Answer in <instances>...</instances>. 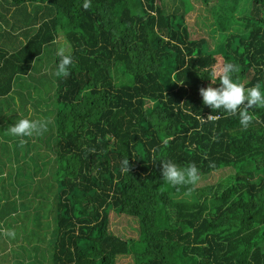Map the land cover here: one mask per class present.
Listing matches in <instances>:
<instances>
[{"label":"trees","instance_id":"1","mask_svg":"<svg viewBox=\"0 0 264 264\" xmlns=\"http://www.w3.org/2000/svg\"><path fill=\"white\" fill-rule=\"evenodd\" d=\"M200 1L209 37L186 23L191 0H0V264H264V108L244 129L199 95L225 62L264 85V0ZM22 118L46 129L10 136ZM163 162L199 182L237 172L173 187Z\"/></svg>","mask_w":264,"mask_h":264},{"label":"clouds","instance_id":"2","mask_svg":"<svg viewBox=\"0 0 264 264\" xmlns=\"http://www.w3.org/2000/svg\"><path fill=\"white\" fill-rule=\"evenodd\" d=\"M90 6L89 0H85L83 7ZM71 57L64 56L57 65V75L67 76ZM239 72V66L225 62L222 65L213 66L208 79L211 85L219 82V87L208 86L201 88L199 95L203 105L212 110H223L230 116L239 117V124L247 129L252 121L251 112L248 109L254 107L264 108V85L257 84L254 87H245L241 82L234 80V74ZM246 102V103H245ZM243 105V107H241ZM208 119V118H207ZM46 129V123L29 118L19 119L11 125L7 132L9 135L19 138L39 135ZM124 170L129 171L128 160L124 161ZM162 181L173 187L178 185H195L200 180V171L195 164H189L181 168L172 162H163L161 169ZM14 235V233H9Z\"/></svg>","mask_w":264,"mask_h":264},{"label":"rangeland","instance_id":"3","mask_svg":"<svg viewBox=\"0 0 264 264\" xmlns=\"http://www.w3.org/2000/svg\"><path fill=\"white\" fill-rule=\"evenodd\" d=\"M191 2L194 5V10H192L186 16V23L188 24L191 32L197 34V36L195 35L196 37L194 36L195 38H198L199 36L209 37V34L213 30L212 25H211L210 13L206 10V8L203 6L200 0H191ZM178 5H179V2L174 3V8H176ZM240 15H243V13ZM215 38L216 39L218 38V34L215 36ZM62 40L61 41L59 40L58 42L61 45L51 48L50 55L48 54L49 56H47L50 58V62L55 60L56 55L59 53V51L62 53L66 52L67 49L64 48L65 45L63 46V43H65V40L64 42H62ZM67 48H68L67 51H69L68 46ZM47 57L45 58V60L38 61V65L42 66V69H45L48 66L49 59H47ZM48 73L49 75L52 74L51 72H48ZM55 75H57L56 69H55ZM151 103L152 102L148 101L147 106L150 107ZM44 109L45 107H43V110ZM233 170L226 169L224 171L212 173L208 179L201 180L199 182L200 183L199 185L201 186L208 185V184L216 185L220 183L222 180L228 178L234 172H237V169H233ZM32 175L35 177H39V173L38 175H35L34 169H32ZM110 220H111L110 229L115 234L120 235L124 238H130V239L138 238L137 230H138L139 225L136 221H134L133 218H130V217L125 218V217L118 216L115 213H112L110 216ZM118 264H133V257L130 256V257L120 258Z\"/></svg>","mask_w":264,"mask_h":264},{"label":"crops","instance_id":"4","mask_svg":"<svg viewBox=\"0 0 264 264\" xmlns=\"http://www.w3.org/2000/svg\"><path fill=\"white\" fill-rule=\"evenodd\" d=\"M1 136H3V135H2V134H0V137H1ZM10 136H11V135H10ZM3 139H5V138H3ZM8 141H9L8 143H9L10 147H12V146H13V144H14V141H13V143H12V139H11V138H9V137H8Z\"/></svg>","mask_w":264,"mask_h":264}]
</instances>
